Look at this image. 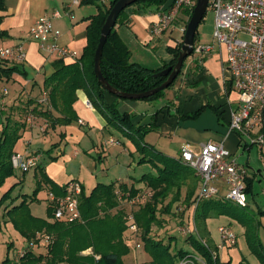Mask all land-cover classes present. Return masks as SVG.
Here are the masks:
<instances>
[{
	"label": "trees",
	"instance_id": "1",
	"mask_svg": "<svg viewBox=\"0 0 264 264\" xmlns=\"http://www.w3.org/2000/svg\"><path fill=\"white\" fill-rule=\"evenodd\" d=\"M6 1L0 0V39L9 37V34L1 28L4 12L7 10ZM96 1L98 0H82V3L91 4ZM117 1L113 0L108 8L99 6L98 14L89 19L87 45L82 56L71 63L59 60L54 64L55 72L44 81V92L48 96L49 104L43 107L35 104L32 112L36 114V117L46 120L53 129L57 126L72 125L78 121L74 110V104L78 100L77 92L83 90L92 106L104 117L108 125L122 132L135 144L136 151L141 156L139 164H151L156 170L155 174H144L138 180V183H143L153 192L151 202L147 203L136 215V221L144 230L143 247L151 257L150 264H180L183 259L195 256L201 257L206 264H223L219 258L215 259L212 252L195 236H190L186 240L194 252L179 249L173 254L172 245L176 243L175 238H170L166 243L164 239H157L152 235L153 226L163 224L158 214L162 210L159 206H163L175 189L177 190L176 196H179L184 186L192 187V190L190 189L187 193L190 204L198 191L200 180L195 171L181 158L167 156L144 141L146 134L150 131L148 127H137L131 121L129 114H120L116 104L109 105L105 100V94L108 92L95 75L94 59L101 30ZM168 1L142 0L137 3L144 2L160 8ZM172 2L173 0L170 5ZM124 12L120 14L117 24ZM115 28L108 37L103 50L101 69L106 81L116 90L128 94H142L162 85L167 77L155 78L154 76L177 63L183 41L169 48L174 56L169 65L160 70H152L132 62V53ZM196 63L198 65V60ZM19 70L17 67L0 69V76L11 78L16 72H20ZM164 93V91L160 92L144 100L159 99ZM32 103L34 101L22 103L23 105L19 108L20 115L27 112L26 110ZM199 114L188 115L186 118H196ZM0 119H3L0 132L1 209V206L3 204L5 206V202L11 196L12 187L2 191L8 179L15 176L11 159L16 153L15 146L22 138V132L27 127V123L26 119H16L3 112L0 113ZM246 147L249 148V146ZM55 148L46 151L52 162L58 160V157L52 156ZM36 169L40 172L41 181L38 182L39 185L32 195V201L36 200L42 182L49 185L51 192L55 195L65 194L63 188L51 181L41 163ZM246 184L248 194L253 189L254 178L247 179ZM139 190L134 185L129 187L127 184H119L117 187L116 183L98 184L90 194L83 189L80 198L82 218L73 223L54 221L51 206L48 212L52 221L34 217L29 209L28 195H23L24 200L18 206L9 209V205L6 204V215L10 218L14 228L29 244L35 243L39 234L43 238H49L46 253L37 255L30 250L22 256L20 264H126L124 258L131 253V249L125 240L128 225L124 213L119 209V196L122 193V198L132 199L137 196ZM164 213H169L168 207ZM218 216L230 217L244 227L250 252L260 264H264V242L261 236V231L264 232V211H254L249 206L240 207L226 198L204 201L195 210V220L203 235L208 233L207 219ZM89 250L91 253L84 254ZM8 261L6 259L4 264ZM195 264L200 263L195 262ZM239 264H246V259L244 258Z\"/></svg>",
	"mask_w": 264,
	"mask_h": 264
},
{
	"label": "crops",
	"instance_id": "2",
	"mask_svg": "<svg viewBox=\"0 0 264 264\" xmlns=\"http://www.w3.org/2000/svg\"><path fill=\"white\" fill-rule=\"evenodd\" d=\"M75 1H6L7 10L4 12L1 28L9 34V37L0 39V47H12L23 44L27 51V59L24 63L20 64L0 62V69L13 67L20 69V72H16L11 78L0 76V113L7 110L14 112L15 110L19 115L21 112L19 108L23 105L22 103L26 101L35 102L42 98V95L45 93L44 81L55 72L54 64L60 60L56 57H48L42 53L38 43L30 37V30L36 22L45 15L52 16L55 12H59L61 16L53 19L54 28L61 33L59 45L77 52L78 56L81 57L87 45L89 19L98 14L99 6L108 8L113 0H98L96 3L91 4L82 3V0H79L77 4ZM171 1L168 2L171 3ZM167 7L168 5L166 4L160 8L149 4L130 7L126 9L127 11L116 25V31L132 53L133 63L141 64L152 70H160L173 61L174 56L169 51V48L178 45V43L184 40L182 29L188 18L187 16H183L182 24L174 26L179 33L177 39L170 38L174 29L161 36H153L151 32L152 25L158 20L160 10ZM203 43L213 44L214 40L213 42L205 41ZM226 58L227 52L225 47L216 45L215 51L202 62L198 61V65L196 63L197 59H187L177 80L159 99L152 101L122 100L110 93H106L105 100L109 105L116 104L120 114H129L131 121L137 127H148L150 131L146 134L144 141L167 156L182 159L181 156L184 150L190 151L194 155H199L202 145L208 142H224L234 155L241 148L249 151L252 147L249 146L247 148L245 141H242L236 133L231 132L229 129L232 112L238 107V94L228 78V73L225 69ZM64 62L71 63L74 61ZM77 97L78 100L74 104V110L78 117L76 123L69 126H57L55 129L51 128L47 123V130L42 133L41 130L43 128L39 125L46 123V120L37 117V124L35 122L30 124L32 120H28V125L22 132V138L15 146V152L39 154L41 156L40 163L45 168L48 177L58 187L64 188L68 182L76 180L82 184L84 191L90 194L98 184L102 183H95L89 192L86 191L85 185L80 180V176L70 172L68 167L69 163H72V158L66 152L69 145L74 148V157L80 155L78 147H83L82 145H85L86 148L90 147L89 149L93 148L97 150L96 152L99 156H102V160L108 159L117 153V163H121L119 160L121 159V155L126 156V154H130L127 163L135 169L137 168L136 158H141V156L127 139L126 142H122L125 148L120 147L118 149L116 146L120 145V142L115 139L112 127L108 125L104 117L92 106L85 92L79 90ZM206 108H211L217 113L218 118L222 120V123L219 124L221 135L216 136L215 139L200 142L194 138L186 139L180 136L181 125L197 120ZM196 113H200L196 118H186V116L195 115ZM0 120L1 132L3 119ZM173 140H176V142ZM198 143H200V146L197 153L193 148L197 147ZM53 147L56 148L52 151V156L58 157V160L55 162L50 161L44 153ZM93 149H91L90 153L93 152ZM56 150H58L57 153H55ZM46 158L47 160H45ZM30 172H34L33 182H35V191L39 185L38 182L41 181L40 172L38 169H33ZM25 175L24 173V175L9 179L2 192L10 187L19 186L22 188L16 199L23 197V195H29L25 189L27 185ZM249 178L253 177L248 175L247 179ZM114 183H116L117 187L119 184H127L129 187L134 185L139 189L145 187L143 183L139 184L138 179L134 176H129L127 180L118 178ZM219 185L221 187L224 186L222 183H219ZM40 187L41 190L36 197V203L44 202L47 205L46 207L49 208L50 186L42 182V186ZM0 194L2 195V193ZM7 205H9L8 208L10 209L18 206L19 201L14 200ZM5 206L3 207L4 213L0 218V228L5 227L9 230L10 225L3 224L6 214ZM31 206L32 204H29V207ZM32 215L44 219L35 214ZM7 234L12 235L10 230ZM20 237L23 243L18 248L16 243L14 244L11 239L5 241L9 251H14V257L22 247H31V243L29 244L21 234ZM34 253L40 255L46 252L34 250ZM89 253H91V250L84 252V254ZM145 255L147 256L148 254L146 253ZM129 258L130 255L124 258L125 263L133 264L128 262ZM148 259L151 262V257L148 256Z\"/></svg>",
	"mask_w": 264,
	"mask_h": 264
},
{
	"label": "built area",
	"instance_id": "3",
	"mask_svg": "<svg viewBox=\"0 0 264 264\" xmlns=\"http://www.w3.org/2000/svg\"><path fill=\"white\" fill-rule=\"evenodd\" d=\"M104 1V0H103ZM75 3H79L76 0ZM198 0H173L167 8L161 9L158 20L153 23V36H161L171 31L181 16L193 14ZM210 8L215 13V31L213 44H195L194 53L202 62L215 51L216 45H222L227 52L225 69L234 90L238 94V107L232 112L229 129L236 133L247 146H257L264 153V0H210ZM59 12L52 16L41 17L30 30V37L39 45L42 53L62 61H77L78 53L59 45L60 31L53 26V19L59 18ZM187 22L182 29L185 35ZM27 51L23 44L12 47H0V62L11 64L24 63ZM40 103L48 106V96L42 95ZM91 106L90 103H88ZM45 131V128H43ZM182 160L191 167L200 180V186L194 199L195 208L208 200L226 198L239 205L248 206L247 172L238 162L236 156L224 142H208L202 145L199 155L184 150ZM12 166L23 173L36 169L41 156L37 153L16 152L12 156ZM219 183L224 186L221 187ZM65 194H49L50 206L53 209V220L73 223L81 220L80 198L82 184L72 180L64 186ZM227 193L223 195V192ZM153 192H139L130 199L136 201L152 198ZM128 230L138 232L134 216L127 217ZM222 246H233L237 235L230 227H220ZM47 239V243L49 238ZM140 243L136 248H141ZM221 248V246H220ZM24 255V253L22 254ZM216 259L215 255H213ZM198 256L187 257L180 264L200 263Z\"/></svg>",
	"mask_w": 264,
	"mask_h": 264
},
{
	"label": "rangeland",
	"instance_id": "4",
	"mask_svg": "<svg viewBox=\"0 0 264 264\" xmlns=\"http://www.w3.org/2000/svg\"><path fill=\"white\" fill-rule=\"evenodd\" d=\"M142 4L145 5L147 3L144 2L137 3L133 6L142 5ZM166 5L169 6L170 2L166 3ZM126 11L127 10H125V12ZM189 16L191 17L192 14L189 13ZM181 17L182 18H179L178 21L175 23V27L180 26L182 24L183 22L182 19L184 18L183 16ZM215 18H216L215 13L212 10V8H210L209 6L204 19L199 25L195 44H200L205 41L213 42L214 40L213 36L215 31ZM175 27L172 28L174 29V31L170 35L171 39H177L179 37V33L176 31ZM189 58L196 59L197 55L192 54ZM166 91L167 90H165L164 92ZM40 99L37 102H34L30 106V108L28 107V109L26 110L27 112H23V115H20L21 113H19L18 115L15 110L14 112L12 110H7L3 112L12 115L16 119H21V120L26 119V123H28V120H32L30 124H32L33 122L37 124L38 123L36 121L37 117L36 114L32 112V109L35 107V104H37L40 107H43V105H41L40 103ZM221 121L222 120L218 118V115L215 111H213L211 108H206L204 111H202L200 117L197 120L190 121L188 124L183 123L184 125H181L182 130L180 131L179 135L186 139L194 138L198 142L207 141L209 139H215L216 136L221 135V131L219 130V124L222 123ZM0 125H1V120H0ZM46 125L47 122L39 126L41 128H45L46 131L47 130ZM41 131L42 133L45 132L43 130ZM112 132L116 137L115 139H117L120 142V145L116 147H118V149L120 147L125 148V145H123L122 142H126L127 137L124 136L122 132H120L119 130L113 127H112ZM127 140L130 141V139ZM173 141L176 142V140ZM130 143L133 145V147L136 150L135 144L132 141H130ZM82 146L83 147H78V150H80V155L78 157H74L73 146L69 145L67 147L66 152L72 158V163L71 164L69 163L68 165L70 172H73L80 176V180L85 185L86 191L88 192L91 190L92 186H94L95 183L112 184L116 182L118 178H124L125 180H127L129 179V176H134L139 180L144 174L156 173L155 168L151 164H139L140 157L136 158L137 168L135 169L133 167H130V165H128L127 163V160L130 158V154H126V156L121 155L120 157L121 159H119L121 163H117L116 161L117 153L115 155L113 154L114 156L112 155L108 159L102 160V156L98 155V153L96 152L97 150L91 148L93 149V152L90 153L91 151V149H89L90 147L86 148L85 145ZM199 146L200 143H198L197 147L193 148V150L197 153L199 152ZM57 152L58 150L55 151V153ZM25 153L26 152H23V154ZM44 153L46 156H48L46 151ZM235 156L238 162L241 164V166L245 169L247 174L250 177L254 178L253 189L251 192L247 194L249 208L254 211H264V153L261 151L259 147L253 146L249 151H245L242 148L237 150ZM48 159H50L49 156ZM45 160H47V158ZM29 172L25 173L26 174L25 176L27 178V183H26L27 185L25 189L27 190V193H29L28 204H32V206L29 207L30 212L37 216L43 217L44 219L52 220L49 217L48 207H46L47 206L46 203L44 202L36 203L37 202L36 200L32 201L31 199L34 193L35 182H33L34 172H30V173ZM20 175H24V173L20 170H15V176L19 177ZM21 188L19 186L12 187L11 196L5 203L8 204L9 202H13L15 200V201H19V205H20L24 200V198L18 197V199H16V196H18L19 192H21ZM191 188L189 186L188 187L184 186L179 196H176L177 190L175 189L173 194L164 202L163 206H159V209L162 210H160L158 214H159V218L163 221V224L162 226L154 225L152 230L153 231L152 235L157 239H164L166 243H168L170 238H175L176 243L172 245L173 254L176 253V251L179 249H184L194 252L193 249L186 243V240L190 236H195L199 238L203 243V245L207 247L212 252V254L215 255L216 258H219V260L223 264H227L228 262H231V264H239L244 258L246 259V264H260L257 258L250 252L245 236L244 227L239 222L233 220L232 218L227 216L208 218L206 221L208 233L203 235L202 231L199 228L198 223L195 220V210H196L194 205L195 197L190 201V204L188 203L187 193ZM148 190H149L148 188L144 187V188H140L139 191L141 193H144ZM226 193L227 192L224 191V195ZM1 196L2 195L0 194V198ZM121 196L122 193L119 196L120 197L119 209L122 210L126 219L128 216H134L135 222L137 223L139 229L138 232L136 233H131L130 230L128 229L126 231L125 240L131 249V253L129 254L130 258L128 259V262L133 264H150V261L148 259L149 255L147 256L145 255L146 251L143 247L144 244L142 240H143L144 230L136 221V215L139 213L141 209L145 207L147 203L151 202V198H147L144 201L141 200L132 203L130 199L122 198ZM3 205L1 206L2 208L0 209V214H1L0 218L4 213ZM166 207H168L169 209L168 214L164 213ZM3 224L10 225L9 230L12 235L7 234L9 233V230H7L5 227H3L2 229L0 228L1 229L0 230V264H4V261L7 258H9L8 260H12L14 257L13 254L14 251L13 250L9 251L8 246L5 242L6 240L11 239L14 242V244L16 243L17 248L20 247V245L23 243V240L20 237V233L14 228L13 223L10 221V218L6 214ZM224 226L230 227L237 235V241L233 246H222L223 242L219 229L220 227H224ZM261 236L264 242L263 231H261ZM38 237L39 238L36 239L35 243L31 242L30 244L31 247L30 246H26L25 248L22 247L23 249L21 248L22 250L21 249H20L21 251L19 250L18 254L14 257V259L12 261H8L6 264H20L21 262L20 259L22 258V256H24L22 254L23 253L26 254L30 250L46 252L47 239L43 238L42 235ZM138 243L142 245L141 248H136ZM200 264H206L202 258Z\"/></svg>",
	"mask_w": 264,
	"mask_h": 264
},
{
	"label": "water",
	"instance_id": "5",
	"mask_svg": "<svg viewBox=\"0 0 264 264\" xmlns=\"http://www.w3.org/2000/svg\"><path fill=\"white\" fill-rule=\"evenodd\" d=\"M139 1H142V0H118L116 2L112 10L110 11L106 19V22L101 30V37L99 40V44H98V47L95 53V59H94V72H95V75L99 83L104 87V89L108 93L120 99H124V100L148 99L160 92L167 90L174 84V82L177 80V78L182 72L185 61L194 53L196 34H197L200 23L202 22V20L204 19L207 13V10L209 8V3H210V0H198L197 6L194 9V12L187 25V29H186L184 40H183V46L179 54V57L177 59V63L174 66H169L168 68L155 74L154 76L155 78L167 77V80L159 87L153 90L147 91L145 93L128 94V93H122L116 90L106 81L102 73L101 64H102V56H103V50H104L105 44L111 32L116 27L120 14L123 11H125L128 7L132 6L133 4H136Z\"/></svg>",
	"mask_w": 264,
	"mask_h": 264
}]
</instances>
